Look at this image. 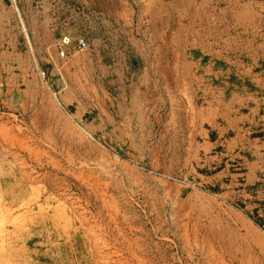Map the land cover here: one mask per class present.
Masks as SVG:
<instances>
[{"label": "rangeland", "instance_id": "374dc122", "mask_svg": "<svg viewBox=\"0 0 264 264\" xmlns=\"http://www.w3.org/2000/svg\"><path fill=\"white\" fill-rule=\"evenodd\" d=\"M183 1L215 65L175 108L129 85L144 0L1 1L0 264H264V0Z\"/></svg>", "mask_w": 264, "mask_h": 264}, {"label": "crops", "instance_id": "0c3cea01", "mask_svg": "<svg viewBox=\"0 0 264 264\" xmlns=\"http://www.w3.org/2000/svg\"><path fill=\"white\" fill-rule=\"evenodd\" d=\"M11 1H13V10L17 11L20 16L21 7L17 0ZM144 1L143 11H141L142 36L136 39V56L138 58L136 57L135 63L138 65H133L134 71L129 79V85L136 91L166 94L169 101L174 102V108L177 102L179 107H182V94L185 91L192 93L199 89V69L205 58V55L199 56V48L203 45H200L198 40L188 37L184 33L181 19H177L176 11H183V0ZM198 11H205L201 4ZM45 21L46 31L38 30L36 34L31 32L32 37L40 39V42L56 43L57 40L65 36H71L73 43H77L80 39L72 28L69 30L66 27L54 26L53 18H46ZM201 50L203 49L201 48ZM118 65L119 63L115 60L112 61V67H118ZM214 65L212 58L207 56L205 58V74L214 73L212 70ZM223 73L218 71L217 75ZM208 79L209 77H207ZM256 80L264 87L263 74L257 73ZM234 121L237 122L236 119Z\"/></svg>", "mask_w": 264, "mask_h": 264}, {"label": "built area", "instance_id": "2783aa9c", "mask_svg": "<svg viewBox=\"0 0 264 264\" xmlns=\"http://www.w3.org/2000/svg\"><path fill=\"white\" fill-rule=\"evenodd\" d=\"M56 47L61 57H69L76 52L87 50L89 43L85 38H80L77 43H73L69 36H65L57 40ZM42 74L45 76L46 72L43 71Z\"/></svg>", "mask_w": 264, "mask_h": 264}]
</instances>
